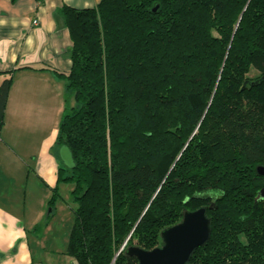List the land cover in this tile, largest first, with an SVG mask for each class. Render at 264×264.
Masks as SVG:
<instances>
[{"label": "trees", "instance_id": "1", "mask_svg": "<svg viewBox=\"0 0 264 264\" xmlns=\"http://www.w3.org/2000/svg\"><path fill=\"white\" fill-rule=\"evenodd\" d=\"M71 67L54 154L74 264H137L184 211L210 239L187 264H264V0H100L62 8ZM12 83L0 84V131ZM50 216V215H49Z\"/></svg>", "mask_w": 264, "mask_h": 264}, {"label": "crops", "instance_id": "2", "mask_svg": "<svg viewBox=\"0 0 264 264\" xmlns=\"http://www.w3.org/2000/svg\"><path fill=\"white\" fill-rule=\"evenodd\" d=\"M99 1L0 0V84L12 76L0 131V264H74L66 255L71 209L61 197L52 211L47 205L60 166L56 129L73 106L54 71L71 67L60 10Z\"/></svg>", "mask_w": 264, "mask_h": 264}, {"label": "water", "instance_id": "3", "mask_svg": "<svg viewBox=\"0 0 264 264\" xmlns=\"http://www.w3.org/2000/svg\"><path fill=\"white\" fill-rule=\"evenodd\" d=\"M58 158L65 167H72V157L68 149L60 148ZM256 173L259 176L264 175V168L258 167ZM210 232V220L204 208L184 211L179 223L161 231L159 247L145 251L130 246L124 254L134 258L137 264H187L192 254L207 244Z\"/></svg>", "mask_w": 264, "mask_h": 264}, {"label": "rangeland", "instance_id": "4", "mask_svg": "<svg viewBox=\"0 0 264 264\" xmlns=\"http://www.w3.org/2000/svg\"><path fill=\"white\" fill-rule=\"evenodd\" d=\"M58 127H59V125H58ZM58 127H57V129H56V131L58 132ZM45 134H46V132H45ZM56 137H57V135H56ZM56 187V186H55ZM70 185H68V184H61V185H59L58 186V192H57V196H56V198L55 199H57V200H60V197L63 199V201L65 202V203H67V205H68V208L69 209H71V206H72V202H71V198L69 197V192H70ZM54 189V188H53ZM52 189V190H53ZM52 190L50 191L51 192V197H52ZM50 197V198H51ZM56 200V201H57ZM56 203V202H55Z\"/></svg>", "mask_w": 264, "mask_h": 264}, {"label": "built area", "instance_id": "5", "mask_svg": "<svg viewBox=\"0 0 264 264\" xmlns=\"http://www.w3.org/2000/svg\"><path fill=\"white\" fill-rule=\"evenodd\" d=\"M33 23H34V24H36L37 22H36V21H34Z\"/></svg>", "mask_w": 264, "mask_h": 264}]
</instances>
